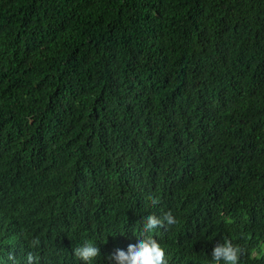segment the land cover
Returning a JSON list of instances; mask_svg holds the SVG:
<instances>
[{
	"label": "trees",
	"instance_id": "obj_1",
	"mask_svg": "<svg viewBox=\"0 0 264 264\" xmlns=\"http://www.w3.org/2000/svg\"><path fill=\"white\" fill-rule=\"evenodd\" d=\"M168 211V264L264 261V0H0V264Z\"/></svg>",
	"mask_w": 264,
	"mask_h": 264
},
{
	"label": "clouds",
	"instance_id": "obj_2",
	"mask_svg": "<svg viewBox=\"0 0 264 264\" xmlns=\"http://www.w3.org/2000/svg\"><path fill=\"white\" fill-rule=\"evenodd\" d=\"M153 206L159 203L158 197H149ZM177 220L171 211L165 212L162 216L155 214L144 217L143 227L137 243L129 244L125 251L121 246L113 248L108 260L110 264H168L166 249L161 245V240L153 236V232L165 225H175ZM169 235V233H168ZM32 247L40 244L39 238L30 241ZM212 260L210 264H264L260 260V252L255 248L247 247L245 244H233L231 240L218 243L211 248ZM100 255V249L90 242L74 246L68 251V258L76 261V264H99L95 258ZM27 264H51V261L38 255L28 252L25 255ZM9 259L14 260L13 255ZM68 264H71L68 262Z\"/></svg>",
	"mask_w": 264,
	"mask_h": 264
}]
</instances>
